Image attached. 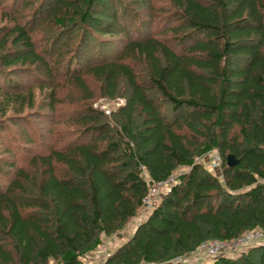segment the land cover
Masks as SVG:
<instances>
[{"label": "trees", "instance_id": "trees-1", "mask_svg": "<svg viewBox=\"0 0 264 264\" xmlns=\"http://www.w3.org/2000/svg\"><path fill=\"white\" fill-rule=\"evenodd\" d=\"M110 1L118 0H39L51 28L79 20L99 35L124 38L113 57L104 54L110 45L90 44L80 56L97 47L101 59L65 67L80 93V126L60 147L33 157V188L24 186L25 170L0 183V264H84L101 235L118 233L126 235L102 264H159L206 240L264 231V0H166L164 30L136 38L121 21L126 12L114 8L102 26L90 16ZM18 2L35 0H11ZM8 29L0 62L10 55L9 66L39 67L52 78V59L36 49L31 26L15 20ZM121 84L127 96H118ZM96 91L124 98L112 111L115 122L93 107ZM57 93L46 90L52 108ZM1 96L2 116L8 105L17 118L34 108L30 89L11 93L0 84ZM213 148L224 155L217 175L198 160ZM229 154L238 160L233 167ZM170 176L157 206L131 222L148 184ZM258 249L257 258L218 254L209 264H264V244Z\"/></svg>", "mask_w": 264, "mask_h": 264}, {"label": "rangeland", "instance_id": "rangeland-1", "mask_svg": "<svg viewBox=\"0 0 264 264\" xmlns=\"http://www.w3.org/2000/svg\"><path fill=\"white\" fill-rule=\"evenodd\" d=\"M11 4V0H0V40L9 32V27L12 26L16 20L22 24H26L32 28V38L35 42L36 49L44 48L48 59H52L53 77H49L41 71L38 67L31 71L32 68L26 70L20 65L9 66L6 60L12 58L10 55L4 56L0 62V84L3 89L11 93L24 92L25 89H30L34 93L35 103L34 108L24 111L20 117L18 114L12 112L11 107H8L4 116V99L0 97V183L6 185L17 170H25L28 173V180L24 181V186L28 189L33 188V184L38 175V164L32 163V159L36 155H45L54 148L60 147L64 142L71 139L75 133L73 129H77L80 118V109L78 107V98L80 97L79 90L74 85L73 80L66 76V69L68 63L71 62V67H78L83 65L86 60L93 62L101 59L96 49L101 45L105 46V55H112L117 53L122 47L120 40L124 38L122 34L115 36H102L95 33V30L89 29L85 23L76 20L68 23L66 28L62 31L49 27L44 13H39V0H35L31 4ZM117 8L119 12H126L121 14V21L126 18L127 24L130 25L129 30L135 28L136 32L131 35L136 38L140 35H148L156 33L159 30H164V22H160V17L167 15L168 10L166 0H118L116 2L102 4L92 10L90 16L100 23L102 26L107 20V15L111 14ZM126 9V11H125ZM136 14L137 16H135ZM37 16V17H36ZM31 20V23L29 22ZM98 23V24H99ZM141 23V24H140ZM83 24V25H82ZM135 25H138L135 27ZM140 25V26H139ZM112 41L114 42L112 44ZM1 42V41H0ZM105 42V43H104ZM99 43V44H98ZM110 43V44H109ZM79 49H77L78 45ZM95 45L96 48L87 52L86 57L80 56L83 50H88L86 46ZM93 45V46H94ZM99 45V46H100ZM83 46V48L81 47ZM81 48V49H80ZM86 48V49H85ZM9 48L7 49V51ZM111 52V53H109ZM93 90L97 84H90ZM56 87L57 102L54 107H50L49 100L45 99L46 90ZM128 89L125 84H121V90L118 96H127ZM123 97L116 99H106L100 97L96 91L94 97L91 99L93 107L102 111L107 119L115 122L118 118L117 114L112 113L124 101ZM13 108V107H12ZM17 107H14V109ZM14 116V117H13ZM217 153L220 160L224 155L218 148H213L202 158L198 160L206 166L213 154ZM184 169H177V173ZM26 189V190H27ZM160 196L166 191V187H161L159 190ZM28 193L22 198H27ZM29 195V194H28ZM28 200L22 199V202ZM148 213L147 209H140L137 214L139 217H144ZM128 227V225H127ZM128 230V229H127ZM126 234H115L112 236L101 235V245H99L93 252L84 256V264H102L107 253L111 251L116 243L124 238ZM123 241V239L121 240ZM264 244V236L260 239L254 240L248 244L235 246V249H229L228 252L220 253L226 257H237L246 252L257 258L259 254V247ZM233 246V245H232ZM202 256V255H201ZM215 259L214 257H199L193 253L177 257L165 263L159 264H209ZM48 264H54L50 261Z\"/></svg>", "mask_w": 264, "mask_h": 264}, {"label": "built area", "instance_id": "built-area-1", "mask_svg": "<svg viewBox=\"0 0 264 264\" xmlns=\"http://www.w3.org/2000/svg\"><path fill=\"white\" fill-rule=\"evenodd\" d=\"M220 163L221 160L217 153L213 154L212 158L206 164V169L212 174H219L220 173ZM173 176L168 177L164 181L161 182H153L148 184L147 191L142 198V206L141 208L147 209L149 212L154 207L157 206L159 199H160V188L168 187L170 184L174 182ZM261 182L264 183V177L261 179ZM264 236V231L261 229H252L245 232L239 238L235 240L223 241L217 239H210L209 241L206 240L199 244V246L195 250V254L199 257H214L220 253L228 252L229 249H235V246H240L244 244H248L253 242L254 240L260 239ZM233 245V246H232ZM202 255V256H201ZM143 264V263H142ZM144 264H154V263H144Z\"/></svg>", "mask_w": 264, "mask_h": 264}, {"label": "water", "instance_id": "water-1", "mask_svg": "<svg viewBox=\"0 0 264 264\" xmlns=\"http://www.w3.org/2000/svg\"><path fill=\"white\" fill-rule=\"evenodd\" d=\"M226 166L233 167L238 163V160L235 158L233 154H229L226 157Z\"/></svg>", "mask_w": 264, "mask_h": 264}, {"label": "crops", "instance_id": "crops-1", "mask_svg": "<svg viewBox=\"0 0 264 264\" xmlns=\"http://www.w3.org/2000/svg\"><path fill=\"white\" fill-rule=\"evenodd\" d=\"M141 218H142V217H139V216H138V217L134 218L131 222H134V223H135V222H137V221H138L139 219H141ZM131 222H130V223H131ZM122 239H123V238H122ZM122 239H121V240H122ZM121 240H120V241H121ZM120 241H118V242L116 243V245L114 246V248L118 245V243H120ZM114 248H113V249H114ZM92 252H93V251H92ZM109 252H111V251H109ZM109 252H108V253H109ZM90 253H91V252H90ZM108 253H107V254H108Z\"/></svg>", "mask_w": 264, "mask_h": 264}]
</instances>
